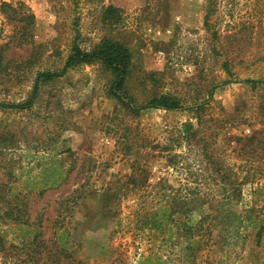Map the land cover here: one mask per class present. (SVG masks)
Here are the masks:
<instances>
[{"label": "rangeland", "instance_id": "obj_1", "mask_svg": "<svg viewBox=\"0 0 264 264\" xmlns=\"http://www.w3.org/2000/svg\"><path fill=\"white\" fill-rule=\"evenodd\" d=\"M104 39L129 48L137 105L166 94L188 108L134 113L97 59L34 92L38 73ZM247 78L264 79V0H0V102L33 99L0 105V264L264 262L252 228L196 229L235 188L239 209L264 207V84Z\"/></svg>", "mask_w": 264, "mask_h": 264}, {"label": "trees", "instance_id": "obj_2", "mask_svg": "<svg viewBox=\"0 0 264 264\" xmlns=\"http://www.w3.org/2000/svg\"><path fill=\"white\" fill-rule=\"evenodd\" d=\"M4 12L12 11L15 12L16 9L8 3H3ZM9 16L11 14L8 13ZM12 17V16H11ZM32 19L34 16H31ZM100 60L113 74L114 78L112 80L110 91L111 93L118 97L122 102L126 103L130 110L134 113H139L144 109L148 108H159L165 110H180L186 109L187 106L179 104V101L175 98H171L166 94H161L159 96H153L147 102L137 105L132 96H129L124 89V82L127 76L129 69L131 54L129 48L122 42H114L110 39H104L102 42L96 44L94 47L88 50H84L79 46H75L72 52L67 57L64 67L59 72H41L38 73L36 78V83L34 85V92L37 91L40 80H49L55 77L63 75L68 68L73 66L76 63L80 62H91L93 60ZM246 84H257L263 83L264 79H254L247 78L240 80ZM33 100V99H32ZM31 101L22 102V103H5L0 102L1 106L10 107V108H27L31 105ZM255 141V140H253ZM131 180L134 178L132 174ZM61 176L59 178H54L51 182V186H56L62 180ZM230 184L239 185L240 183L235 180H230ZM241 197V191L239 188H235L233 191H226L220 195V197L213 196L208 199L206 202L207 210L202 212L201 218L197 224L196 229L199 234L202 235L203 229L209 233V236L212 235L214 228H219L221 235L225 240H229L231 237H237L239 240L246 237L245 230L252 228L255 231V239L258 244H260L264 238V207L260 212L251 210H241L238 208V204ZM177 198L167 200L163 211L165 213L171 212L173 209L171 205H174ZM184 207V206H182ZM228 214L229 223L218 225L222 223V219H225ZM162 219L167 218L166 214L161 216ZM153 219V218H152ZM207 221L209 223L207 224ZM60 231V230H59ZM58 244H62V239L65 236L64 231L62 230L59 234ZM153 260L152 255L143 256L141 262H147ZM154 264H170L167 260H162L161 256H156ZM256 264H264V262H257Z\"/></svg>", "mask_w": 264, "mask_h": 264}]
</instances>
